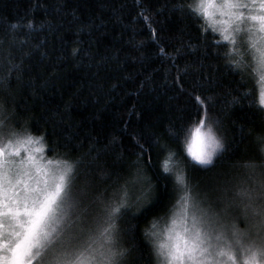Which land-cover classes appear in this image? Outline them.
Masks as SVG:
<instances>
[{"label":"snow or ice","instance_id":"obj_1","mask_svg":"<svg viewBox=\"0 0 264 264\" xmlns=\"http://www.w3.org/2000/svg\"><path fill=\"white\" fill-rule=\"evenodd\" d=\"M172 10L196 20L199 14L213 18L212 31L231 45L221 59L237 86H244L233 100L247 99L253 107L247 81L255 66L264 72V0H200L195 8L179 0ZM217 14L224 19H214ZM198 29L205 51L212 48L219 55L227 47L207 35L204 25ZM26 43L20 39L21 49ZM16 44L15 32L7 41L0 38V264H238V254L243 264H264V132L242 128L239 143L252 146L251 155L237 159L229 176L207 175L228 149L221 121L208 110L211 97L196 95V122L183 132L169 129L167 139L179 149L153 136L143 143L137 139L135 159L117 156L113 164L123 163L121 171L101 166V150L95 148L73 161L49 160L54 167L41 165L30 146L44 137L22 128L15 103L23 63L17 62ZM254 111L264 129V89ZM21 149L26 157H20ZM154 151L161 154L158 166L171 181L172 199L181 204L164 231L152 223L161 218L154 214L162 201L149 174ZM189 165L199 166L207 182L193 183ZM33 168L43 179L33 176ZM241 218L243 228L237 223ZM141 220L152 225L140 230L143 244L136 239Z\"/></svg>","mask_w":264,"mask_h":264},{"label":"trees","instance_id":"obj_2","mask_svg":"<svg viewBox=\"0 0 264 264\" xmlns=\"http://www.w3.org/2000/svg\"><path fill=\"white\" fill-rule=\"evenodd\" d=\"M175 3L179 0H0V38L7 41L15 32L16 59L23 61L21 82L14 84L17 111L23 129L44 137V163L73 161L95 148L101 150V166L121 171L125 165L113 161L119 154L135 159L137 139L143 143L159 136L179 149L167 139L169 129L183 132L196 122V95L211 97L208 110L221 121L228 149L207 175L229 176L237 159L251 155L252 146L239 142L242 128L264 132L254 111L261 91L259 73L253 70L247 81L253 107L247 99L234 102L244 86H237L221 59L231 45L212 31L207 17L186 18L172 10ZM185 3L195 8L199 0ZM198 24L227 46L219 55L212 48L205 51ZM20 39H27L22 49ZM193 65L199 71H192ZM160 159L154 151L149 174L162 197L161 211L154 214L161 218L152 223L163 231L178 202L172 199L171 181L161 174ZM188 174L193 183L207 182L199 166L189 165ZM164 209H170L167 215ZM151 226L140 221L138 243H144L140 230Z\"/></svg>","mask_w":264,"mask_h":264},{"label":"rangeland","instance_id":"obj_3","mask_svg":"<svg viewBox=\"0 0 264 264\" xmlns=\"http://www.w3.org/2000/svg\"><path fill=\"white\" fill-rule=\"evenodd\" d=\"M199 3H200V0H199ZM207 18L209 19V21H210L211 23H213V18H210V17H207ZM214 19H216V20H220V19H224V18H223V17H220V16L217 14V15L214 17ZM216 27H221V25L217 24ZM254 71L256 72V74H257V72H258V73H259V76H261L262 74H264V72H262V71L259 69L258 66H255V67H254ZM260 86H261V90L264 89V81H261V85H260ZM40 146H41L40 143H36V144L31 145L30 148L32 149V154L36 157V160H37L41 165H45V163H47V162L44 163V160H43V159H45V158H44L43 154L41 155V152H40V151H36V150H35V149H37V148H40V149H41ZM27 155H28V153H27L24 149H21V150H20V157H26ZM20 157H15V159L18 160V159H20ZM42 158H43V159H42ZM47 165H48V164H47ZM49 167H54V165L49 166ZM32 173H33V176H34L35 178L43 179V177L40 175V173L35 172V169H34V168L32 169ZM180 207H181V204L178 203V204H177V207H176V210H175L173 216L168 220V224L166 225L165 229H166L168 226L171 225L172 218H173V217L179 212ZM238 214H239V210H236V211L233 213V215H238ZM237 223L239 224V227H241V228L245 227L244 223L242 222V218H241V220H238ZM165 229H164V230H165ZM164 230H163V231H164ZM237 260H238V264H243V258H242V256H240L239 254H238V256H237ZM33 264H38V261H37V260H34V261H33ZM229 264H231V262H229Z\"/></svg>","mask_w":264,"mask_h":264}]
</instances>
